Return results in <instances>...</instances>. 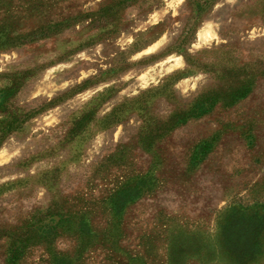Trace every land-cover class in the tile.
I'll return each instance as SVG.
<instances>
[{"label": "rangeland", "instance_id": "374dc122", "mask_svg": "<svg viewBox=\"0 0 264 264\" xmlns=\"http://www.w3.org/2000/svg\"><path fill=\"white\" fill-rule=\"evenodd\" d=\"M261 233L264 0H0V264H234Z\"/></svg>", "mask_w": 264, "mask_h": 264}, {"label": "trees", "instance_id": "16d2710c", "mask_svg": "<svg viewBox=\"0 0 264 264\" xmlns=\"http://www.w3.org/2000/svg\"><path fill=\"white\" fill-rule=\"evenodd\" d=\"M231 209L228 208L220 214V219L218 221V227L221 223L227 224L230 219ZM249 211L242 212V215L245 216ZM259 249L257 252H252L251 256H248V250H245L244 256H239L238 254L231 253V249H228L223 246L225 253L227 254V258L234 264H251L253 261L259 259L263 254L264 247V233L259 234ZM209 259V258H208ZM207 259V260H208Z\"/></svg>", "mask_w": 264, "mask_h": 264}]
</instances>
